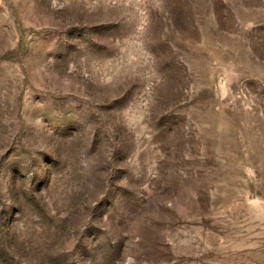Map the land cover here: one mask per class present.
I'll use <instances>...</instances> for the list:
<instances>
[{
	"label": "rangeland",
	"instance_id": "1",
	"mask_svg": "<svg viewBox=\"0 0 264 264\" xmlns=\"http://www.w3.org/2000/svg\"><path fill=\"white\" fill-rule=\"evenodd\" d=\"M0 264H264V0H0Z\"/></svg>",
	"mask_w": 264,
	"mask_h": 264
}]
</instances>
